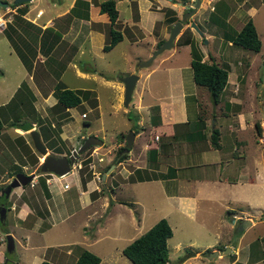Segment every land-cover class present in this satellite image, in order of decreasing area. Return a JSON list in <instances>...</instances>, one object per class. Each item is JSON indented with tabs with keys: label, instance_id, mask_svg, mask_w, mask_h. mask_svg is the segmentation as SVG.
<instances>
[{
	"label": "crops",
	"instance_id": "obj_1",
	"mask_svg": "<svg viewBox=\"0 0 264 264\" xmlns=\"http://www.w3.org/2000/svg\"><path fill=\"white\" fill-rule=\"evenodd\" d=\"M76 1L77 0H32L30 2L19 3L14 7H12L11 4H8L7 8L4 7L7 11H13V15L9 17L10 21H8L15 28L16 38L14 35L12 36L23 51L25 50L27 53L30 64L27 65L30 68L29 80L33 89L31 101L33 103L31 104L32 112L26 111L23 115H14V112L11 114V110H8L9 103L14 99V90L7 97L5 102H0V117L3 121V127L0 132V148L7 145V149L11 151L12 156L14 154L15 158V161H10V165L12 166V168H10V165H7L8 160L3 157V152L0 151V178L4 177L3 181L4 184H6L13 177L14 172L19 169H14V164L20 165V168L23 170L31 165L28 160V155L23 151V145L27 143L32 152L37 151L28 132H18V125L16 127L8 124L12 119L20 120L19 123L25 120L32 122L34 128L39 131L41 140L54 155H69L73 149L78 148L73 147L79 146V143H82L85 137L94 136L101 139V143L93 144L99 147V149L93 151V159L89 162V164L93 166L90 167L107 166L109 175L105 176V174H103L102 179L106 180L108 178V183L112 186L111 188H115L114 182H118L117 189L119 198L116 200L114 195H111V192L107 193L109 195L93 193L92 191L96 190V188L99 190L98 185L94 181L86 182L88 183L86 184V189H84V187L81 186V182H79V188L75 191L76 195H78L79 208L73 210L72 213H63V206L65 205H59L58 201L61 200L62 202L66 200L62 197L65 191L70 188V184L66 181L61 183L58 179L59 177L51 172L40 171V176H43L45 179L46 189H42L43 193L37 195L40 198L42 195V199L46 202L49 211L48 218L53 221L56 220L58 216L67 219L73 214V218L79 215L81 221H83L81 226L78 225V232H80L78 235L79 237L73 238V241L62 239L48 247H52L55 253L59 252L61 257L65 255V257L68 258L72 250L69 245L73 244V246H78L79 251L77 255L73 256L75 259H72V264H75L79 253L84 249L100 257L98 264H109V260L108 262L103 261V258L99 255L108 247V243H101L103 241L102 237L106 235L107 227H112V225L116 227L120 225L118 222L119 215H115V212L116 209L119 208L121 210L120 207H122V210L127 213L125 216L127 215L128 220L132 221L135 226H138L139 223L144 221L146 222V218L148 217V228H150L159 218L165 217L170 225L172 220L174 221L175 219V221H178L179 219L182 224L189 222V224L197 226L198 229L211 230L214 236L212 242L215 243H211L210 245L212 246L205 247V249L213 247L214 250L217 251L216 245L218 244L221 246L220 248L223 253L225 246L232 245L230 240L232 238L231 231L233 226L238 223V219L243 217V213H240L242 210L233 211L234 208L230 207L229 204L232 203V201H235L238 197L241 198L242 201L247 202L248 206L246 208L257 210L255 218L264 214V150L260 148V142L264 139V114L256 118L255 115H253L252 108L248 107L249 104L244 106V102L240 99L241 94L238 93V89L240 88V79H238L240 73L239 68H242L239 65L242 62L240 59L242 57L243 59L245 58V67L243 69L246 71L251 70L250 68L253 61L252 54L250 52H244V56L238 55L239 51L235 47V63L229 61L230 66L227 73V83L217 102L212 100L210 92L205 86L198 85L194 81L190 50V58H187L184 63L173 62L174 58L171 60L169 59L176 55L174 51L173 53L169 52L168 56L162 57L158 62H155L157 55L153 58L151 63L146 66L149 67V69L145 72H142V70L136 66L135 73L139 74V78L136 81L135 88L139 79L142 78L141 85L138 89V99H140L142 92H147V96L145 97L144 104H133L131 108L129 107L131 101L127 106L123 105V83L120 81V78L116 79L115 77H111L112 75L104 73V69L102 68L88 65L85 59L90 57L94 60L97 49L105 51L112 48L104 49V45L108 32L118 24L122 25V27H120L121 38L119 40L124 41L123 39H126L127 41H132L133 39L131 36L135 35L133 29L135 26L140 27H138L140 33L142 30H145L149 34L148 36L152 37L149 41L150 47L148 53L144 57L145 59L148 58L157 47L158 41L162 38L164 40L165 37L167 38L168 36L166 34V36L163 35L161 38H158L153 34L155 22L169 19L172 16L178 17L180 12L173 6L176 0H114L118 10V16L113 22H111L107 12H102L100 10V5L105 0H85L88 2L87 6L82 3L76 4ZM188 1L189 0L178 1L177 4L182 6V4L188 3ZM153 4H155V8L152 7ZM121 7H123V9H121ZM162 7H171L176 9V11L173 9V14H167V9L163 11L161 10ZM73 8H75L76 11H73ZM212 9L215 10V6H213ZM258 9V6H255L252 1L240 0L237 2L235 12H238L237 16L242 17L245 15L252 19ZM202 11L203 10L199 8L196 14L201 15ZM86 12L88 16L83 17V14ZM16 14L20 15V18L17 19L15 16ZM120 14L123 15V17H120ZM196 14L193 15L191 20L196 17ZM207 15L206 19L210 20L209 13ZM201 17L203 18L202 15ZM248 18H246V20H248ZM124 20L125 22H123ZM173 22L174 21H172L171 24ZM245 22L246 21L241 20L238 29H240ZM211 23L214 24L213 22ZM253 23L257 25V28L255 26L256 32L261 40V47L255 52H260L261 48L263 50L264 46V25L262 22L259 27L258 22L255 23L253 21ZM33 25L36 29L33 28ZM186 27H188V25ZM186 27L184 29H186ZM189 29L192 31L191 33L193 36L197 35L194 29V31L191 27H189ZM30 30H32L33 33H37L34 37L38 40V47L35 46L36 50L33 52L35 56L33 62H31V58H34V56L31 55L32 53H30L29 49L25 46V43L29 44ZM0 32L3 31L0 30ZM181 35L182 34L178 36L177 40ZM19 38H21V40ZM136 40H138V38L135 37L133 41ZM187 43L189 45L190 42ZM154 44L156 47H153ZM25 47L27 49H25ZM243 48L249 49L246 47ZM201 51L203 53V50ZM238 57H240V59H237ZM204 58L203 55V59ZM153 62H155V64L151 66ZM61 64L64 67H59ZM89 67H91V69H89ZM67 69L75 71L86 83L89 82L88 85L81 87L69 86L67 82L63 80L64 72ZM231 70H233L232 73ZM53 71L57 72V77L53 76ZM157 71H161L159 72L160 75L151 78V74ZM47 72H50L49 74L55 77L54 86L49 93L43 92L47 84ZM133 72L132 70L127 73ZM98 76H101V81L96 79ZM94 83L110 88L113 100L116 102L114 111H117L121 105L123 110L122 108L119 109L123 111L122 113L124 116L125 114L127 115V120L125 122L127 125L126 131L132 130L134 133L127 156L118 162L115 161L118 150L122 146H126V131L123 132L121 130V133L112 141L113 143L109 153L111 155H109L107 162L104 164H101L105 161V150L103 147L101 148L103 140L101 137L93 135L90 131L89 135L80 132L78 134L79 137H77L78 144L69 148L68 151L63 148L61 152L54 151V147H51L47 144V141L43 139V130L40 129L38 119L44 118L48 107L55 104L57 99L54 95V91L58 87H68L72 89L88 90L89 93H93L94 97H96L97 91L94 89ZM143 84H145V88H143ZM188 86L192 88L188 90ZM227 88L229 92L228 94H224ZM247 94L250 95V93ZM119 99L122 100V104H119ZM220 102H223L222 105H225V108L218 106ZM22 103L21 101L17 103V105L20 104V111ZM262 105V110L264 111V100ZM71 108L73 107L65 109V111L68 112V120L59 125L57 132L55 131L56 129L53 128L55 126L54 122L51 123V128L53 130L50 131L53 134L58 133L53 136L57 144H61V142H64L67 138L70 140L71 136H73V133H71L73 132L71 131L72 126L69 124V120L72 118V114L70 113ZM245 108H249L248 111ZM82 112L85 111H81V113ZM132 112L133 114H131ZM3 118H6V121H4ZM255 118L259 120L258 123L261 126V131L256 128L257 122H255ZM260 119L263 121L261 122ZM85 125L87 126L89 124L85 123ZM249 127H254L259 134H262L263 131V138L258 136L259 140L256 142L254 135L252 137H250L249 134L244 135L245 132L248 133ZM19 136H21L24 141H20ZM252 138L255 140L254 143L252 142ZM253 144H255L254 147L252 146ZM240 148L242 151H239ZM249 148L253 151V155H250V158H253L252 164L245 163ZM112 149H114V153L117 151L115 156L114 153H111ZM237 151L240 153H236ZM119 155L117 157H119ZM98 157H103V160H99ZM40 164L41 162L36 169L39 168ZM112 165L113 167L111 168ZM95 168L93 172L98 173L99 171H96ZM44 173L49 176H44ZM10 174H12V177ZM82 175L83 173H80V181H82ZM231 178L236 179L233 181L234 179L232 180ZM64 183H67L68 187H64ZM41 187L43 188L42 185ZM128 187L142 188L144 193L149 196L150 202L152 200L156 204L158 211L153 205H148L149 201L146 202L144 197L138 194L137 191L135 194L137 197L128 201L130 204L134 203L133 208L131 207L132 211L128 213L126 210L127 204L125 205V200L120 196V193L126 190V188L128 189ZM1 188L2 186L0 189ZM24 189L27 188L16 186L14 191L18 192L17 194L20 193L18 196L21 197ZM112 193L115 194L116 192ZM106 196H108V198H106ZM0 197H4V195H1V191ZM229 198L231 199L227 201ZM7 200L9 201L8 198ZM29 203L28 197L24 195L22 201L18 204L19 208L15 216L21 224L24 223L25 216L32 211ZM104 204L108 206L105 207ZM7 206L0 208L1 214L5 218L4 221H0L2 224L7 223ZM49 207L53 208L52 212ZM11 208L13 207L11 206ZM152 208H154L156 212H152ZM134 210H136L137 213ZM225 212L236 216L231 217V223L223 217V213ZM129 214L135 215L136 219ZM205 215L211 219L212 227H208L207 225L204 226L200 223L202 221L200 216L203 217ZM248 215L249 214L243 217V220L248 218ZM2 218H0V220ZM227 225L230 226L226 230V235L224 236L225 231L221 229ZM74 226L75 224L73 223V227ZM135 231L137 234L140 232L137 231L136 228ZM9 232H11L13 239L16 238L13 231ZM237 238H239V236ZM221 240H223L222 244ZM240 240H242V236ZM1 246L2 243H0V247ZM118 246L119 243L116 245V249H118ZM123 247L121 245L120 253ZM214 250L212 252H214ZM217 254L221 256L218 251ZM52 256L54 255L52 254ZM52 256L42 258L37 254H33L28 260L30 264H40L43 259H47L55 264H66V261ZM169 261L170 260H168L166 264H170ZM184 261L185 260H183V262ZM19 262L20 261H18L17 264H19Z\"/></svg>",
	"mask_w": 264,
	"mask_h": 264
},
{
	"label": "rangeland",
	"instance_id": "obj_2",
	"mask_svg": "<svg viewBox=\"0 0 264 264\" xmlns=\"http://www.w3.org/2000/svg\"><path fill=\"white\" fill-rule=\"evenodd\" d=\"M6 1H8L9 4H16L13 3V0H6ZM178 1L181 2L182 0H176L173 6L177 8V10L180 12L178 17L176 16L177 19H180L182 17V14L186 10V7L189 6L187 4H193V3L191 0H189L188 3L182 4L181 6L177 4ZM239 1L240 0H218V1L202 0L200 8L203 10L201 14L203 18L201 17L200 14H196V17H194L193 20L195 21L198 28L203 33L199 34V32L195 30L197 35L196 36L194 35L195 36L194 37L189 27H186L187 25L189 26V22L184 23V26L178 35L180 36V34H182L181 37H179L178 40H177L178 37L174 40L173 46L171 48L165 49L161 53H159L155 62H158V60L162 57L168 56L169 52L173 53L174 51L176 55L169 59L171 60L172 58H174L173 62L176 61V63L178 62L184 63L185 60H187V58L188 59L190 58L189 55L190 45H188L187 43L189 40L191 42L193 40L198 46V48L200 50H203L204 54L203 53L202 54L205 57L204 59L202 57L203 60L209 63H211L212 61L217 62V64H219L221 67H225L227 70H229V66H230L229 61L235 63V59H236L234 58L235 47L239 51L238 55L244 56L245 55L244 52H250L253 57L252 66L250 68L251 70L246 71L245 69H243L245 67L244 65L245 58L244 59L243 57L241 59L240 57L237 58L242 60L241 64H239L240 67L242 68H239L240 73L238 79H240V84H239L240 88L238 89V93L241 94L240 99L242 100V102H244V106L249 104L248 107L252 108L253 115H255L256 118H259L261 115L264 114V111L262 110L263 109L262 102L264 100V46H263V50L261 48L260 52H255L253 50L245 49L240 45L238 46V44L233 43L232 41L230 42L229 39H227L229 35L235 34L239 30L238 28L241 24L240 21L241 20L247 21L246 18H248L245 15L242 17L237 16L238 12L235 11H236L237 2ZM250 1H252V3L255 6H258L259 8L257 13L253 15L252 20L255 23L258 22L260 27L262 22L264 25V1L263 0H250ZM213 6H215V10L212 9ZM152 7L155 8V4H153ZM121 9H123V7H121ZM173 9L174 8L171 7H162L161 10L166 11L167 14H173L174 13ZM174 10L176 11V9ZM208 13H209V19L212 21L206 19ZM212 13H215L214 19L212 18L213 17ZM1 15H3L6 18H9L11 15H13V11H7L4 7H0V16ZM120 17H123V15L120 14ZM192 17L189 18V20L192 19ZM173 18L174 17L172 16L171 18L164 19L163 21H156L153 28V34L158 38H161L163 35L166 36V34L169 35L170 29L172 28V25L174 23L173 22L171 24ZM123 22H125V20ZM211 22H213L215 25L212 24ZM115 26L116 27H113V29L115 30L118 29L117 31L120 32V27H122V25L118 24ZM255 26L257 28L256 24ZM7 27L8 25L4 29H2L3 32H0V102H5L7 97L14 90L13 92L14 99L12 100L11 103H9L8 110H11V114L14 112V115H23L25 114L26 111L32 112L31 104L33 102L31 101V97L33 95V89L31 87V82L29 80L30 68L23 63V61L18 57L15 49L12 47L9 38L7 37V32H6ZM138 27L137 26L133 27L135 35L131 36L133 40L135 39V37L138 38V40L127 41L126 39H123L124 41L119 40L115 43L116 45L113 44L111 46L112 48L109 50L104 51L102 49L101 50L97 49V54L94 60L91 59L90 57H87L85 59V61L88 62L87 64L97 68L99 67L104 69L103 70L104 73L112 75L111 77H115L116 79L121 78L123 75L124 76L127 75L128 71L133 70L135 72L136 66H138L139 62L145 59L144 57L148 53V49L150 47L149 41L152 38L148 36L149 34L145 30H142L143 33L142 32L140 33V29H138ZM185 27L186 29H184ZM33 28L36 29L35 26ZM191 29L193 30L192 27ZM8 31L16 38L15 35L16 33L13 30L8 29ZM224 32H228V35L225 36ZM35 35H37V33H33V31L30 30V37L28 40L29 44L25 43V46L29 49L30 53H32L31 55L33 56H34L33 52L36 50L35 46L38 47L37 45L38 40L34 37ZM110 38H111V32L110 33L108 32L106 37V43L110 42ZM26 47L25 49H27ZM153 47H156V45L154 44ZM31 59H32L31 62H33L35 60V56L34 58ZM155 62H153L151 66L155 64ZM59 67L62 68L64 66L61 64L59 65ZM89 69H91V67H89ZM140 69L142 70V72H145L147 69H149V67H142ZM232 71L233 70H231V73ZM159 72L161 71L152 73L150 77L153 78L155 76H159L160 75ZM47 73H48V79L46 82L47 84L45 85L43 92L49 93L52 87L54 86V82H55V77L53 76L57 77V72L53 71L54 73V74L52 73L53 76L49 74L50 72ZM100 78L101 76L96 77L97 80L101 81L102 78L101 79ZM63 80L66 81L69 86H73V87H81L84 85H88L89 83V82L86 83L85 80L81 79L80 76L77 75L76 72L72 71L71 69L65 70L63 75ZM141 82H142V78L139 79L137 86L133 92L129 106L131 108L133 104L141 105L144 104L145 102V97L147 96V92L144 93L142 92L140 99H138V89L141 85ZM93 85H94V89L97 91V96L94 97L93 93H88L87 97L83 99L80 105L71 108L70 113L72 114V118H70L69 124L72 126L71 131L73 132L71 133H73V136H71L70 140L68 138L65 139V141L61 142L59 146H61L64 150L68 151L69 148L73 147L75 144H78L77 137H79L78 134L80 132H82L85 135H89V133L91 132L93 135L101 137L103 140V144H101V148L103 147V149L105 150V156H104L105 161L102 162L101 164H104L107 162L109 155H111L109 153L111 151V145L113 143L112 141H114L116 136L121 133L120 132L121 130L125 132L127 129V125L125 123L127 120L126 119L127 115L125 114L124 116L122 113L123 111L119 109L122 108L121 105L117 109V111H114L116 108L115 105L116 102H114L113 100L112 92H110L109 87L101 86L97 83H94ZM144 86L145 84H143V88L146 87ZM189 88L190 86H188L187 87L188 90H190L192 87L190 89ZM228 92L229 91L227 88L224 91V94H228ZM247 93H250V95H248ZM19 101L23 102L21 111L19 107L20 104L17 105ZM118 101L119 104H122V100L119 99ZM222 103L223 102H220L218 106L221 108H225V105L223 106ZM245 109L248 111L249 108H245ZM81 111H85L87 113L86 118L80 116ZM131 114H133V112ZM62 115L63 112L55 110V106L51 105L48 107V110L44 118H47V121H49V123L54 122L55 126L53 128L56 129L55 131H57L60 123L68 120V118L61 119L60 116ZM256 118H255V122H259V120L258 119L256 120ZM4 121H6V118L4 119ZM262 121L263 120H261V122ZM85 123L89 125L86 126ZM17 131L22 133H27L26 131H23L21 129H18ZM128 131L129 130L126 131V134H128ZM246 134H249L250 137L254 135V139L256 140V142L259 140L258 136L263 138V131L262 134L261 133L259 134L257 133L254 127L252 128L249 127L248 133L245 132L244 135ZM254 139L252 138L253 143L255 141ZM260 144H261L260 148L264 150V139H262ZM6 146L7 145H4V147L0 148V151L3 152L4 155L3 157L8 160L7 165H10L11 164L10 161L11 160L15 161V158H14V154L12 156L11 151L8 150ZM252 146L254 147L255 144H253ZM77 147L78 146L73 148H77ZM97 149H99V147L93 145L79 154L78 157L82 163L81 168H76V169L72 168L71 171H69L63 176L55 174L57 177H59L58 179L60 180L61 183L66 181L70 184V188L65 191L62 197L66 200L62 202L61 200L58 201L59 205H65L63 206L64 209L63 213H72L73 210L79 208L78 195H76L75 192L76 189L79 188V182H81V186H83L84 189H86L87 187L86 184H88L86 182L94 181L98 185L99 190L96 188V190L92 191L93 193H101V195L102 194L109 195L107 193L111 192V195H114V198L116 200L117 198H119L118 197L119 192L117 189L118 182H114V185L116 187L111 188L112 186L110 185V183H108V178L106 180L102 179L103 174H105V176L109 175L107 166L104 165L102 167H96V168L94 167L96 171H99L98 173L93 172L94 168L90 167L89 162L92 161L93 159L92 156H90L91 151ZM239 151H242V149L240 148ZM116 152L117 151H115V153ZM252 152H253L252 149L249 148V152L247 153L246 162H245L246 164L253 163V158H250V155H253ZM111 153H114V149H112ZM236 153L239 154L240 152L237 151ZM34 154L35 157L37 156V161L31 164L30 166H28V168L23 170L22 168H20L21 167L20 165L14 164L13 168L14 169L19 168V169L16 172H14L13 176L17 172L24 171L25 173L29 174L33 171H36L37 166L39 165L40 162H42L44 156L40 154L38 151H34ZM85 160L88 161L84 163ZM10 168H12L11 165ZM80 173H83V175L81 176L82 181H80ZM44 176H49V175L44 173ZM39 177L36 178L35 186H31L29 184L24 186L27 189L23 190V195H21V197L18 196L20 195V193L17 194L18 192L14 191L15 188H12L8 196L9 201L5 196L0 197V208H4L5 206L8 205L7 207L9 210L6 211L7 223L0 224V243H2V246L0 247V264H17L18 261H20L19 264H30V261L28 259L33 254H37L39 255V257L41 256L42 258L44 257L47 258L49 256H52L53 254L54 256L52 257L55 258L57 257L59 259H62V261H66V264H72V261L75 259L73 258V256L77 255V252L79 251L78 246H73V244L69 245V247L72 248L71 255L68 258H66L65 255H62L61 257L59 252L55 253L52 247H48L53 245L57 241H61L62 239L73 241V238H77V236L80 234V232H78V225L81 226L83 221H81L79 215H76L75 218H73V214H71L70 217H68L67 219L58 216L57 219L53 221L50 218H48L49 211L46 206V202L45 200L42 199V195L41 198L38 196L39 194L43 193L42 192L43 188L41 187V183L39 182ZM231 179L232 180L234 179L233 181H235L236 178H231ZM3 180L4 177L0 178L1 181L0 187L5 185ZM137 191L138 194L144 197L146 202L149 201L148 205L151 204L154 206L156 210L158 209L156 204L152 200L150 202L149 196H147V194L144 193V190L142 188L128 187V189L126 188V190H123L122 193H120V196H122L121 198L125 200V205L127 204L126 205L127 207L126 206L125 207L128 213L132 211L131 209L133 208V204H134V203L130 204V202L128 201L137 197L135 196ZM112 192L114 193L116 192V193L113 194ZM24 195L28 197L32 211L25 216L24 223L21 224L20 222H18V219L16 218L15 215L18 212V208H19L18 204L22 201ZM106 198H108V196H106ZM231 198H229L227 201H229ZM229 205L230 207L234 208L233 211L242 210L240 213H243L242 215L243 217L249 214L248 218L244 220L243 217L241 219H238L237 220L238 223L233 226V229L235 230L232 229L231 231L232 238L230 240L232 245L225 246L224 249L226 251L222 253V249L220 248L221 246L217 244L216 245L218 249L217 251L220 252L221 256H218V254L214 256H209L210 252H212L214 248L211 247L205 249V247H210L212 246L210 245L211 243L213 244L215 243L212 242V240L214 239L213 232L211 230L208 231L207 229H198L197 226L191 225L189 224V222L186 224H182L179 219L178 221H175V219L173 218L175 221L174 222L172 220L171 223L173 235L167 240L170 264H264V214L255 218V213H257V210L246 208L248 206L247 202L242 201V199L238 197L235 201H232V203H230ZM11 206L13 208H11ZM106 206L108 205H105V207ZM120 208L121 210L118 208L116 209L115 212V215H119L118 222L120 223V225L116 227H113V225L112 227H107V233L105 236L102 237L103 241L101 243H108V247L99 255L103 258V261L108 262L109 260L110 262L109 264H132L131 261L122 254V252L121 253L119 252L121 251L120 250L121 245L123 247L124 245L132 241L135 237L139 236L144 231H146L149 227L148 226L149 221L147 217L146 222L143 220L144 222L139 223L138 226H135L132 223V221L128 220L127 215L125 216V214L127 213L122 210V207ZM154 208H152V212H156ZM49 209L52 212L53 208L49 207ZM134 211L137 213L136 210ZM129 215L135 217V215L133 214H129ZM223 217H225L231 223L232 222L231 217H236V216H233L232 214H227L225 212L223 213ZM0 218H2L0 221L5 220L4 216L1 214V209H0ZM200 218L202 219V221L200 222L202 225L204 226L207 225L208 227L212 225L211 224L212 221L211 219H209L208 216L206 215L203 217L200 216ZM246 220L249 221L246 222ZM73 223L75 224L74 227H73ZM229 226L230 225H227L226 227L221 229L222 231H225L224 236L226 235V230L228 229ZM135 228L137 229V231H140L139 234L135 233L136 232ZM9 231H13L16 235V238H14L15 248L14 250L11 251L7 249L6 236L8 233H11ZM238 236L239 238H237ZM241 236H242V240H240ZM256 238H259L257 239L258 242L255 245H252L253 240ZM118 243L119 246L118 249H116V245H118ZM222 243L223 240H221V244ZM186 249L191 250L193 254L185 258L184 262L182 261V263H179L180 257L183 256Z\"/></svg>",
	"mask_w": 264,
	"mask_h": 264
},
{
	"label": "trees",
	"instance_id": "obj_3",
	"mask_svg": "<svg viewBox=\"0 0 264 264\" xmlns=\"http://www.w3.org/2000/svg\"><path fill=\"white\" fill-rule=\"evenodd\" d=\"M78 3H82L85 6L88 5V2L85 0H77L76 4ZM15 5L17 4H11L12 7H14ZM100 10L102 12H107L111 22H113L118 16V10L115 6L114 0L103 1L100 5ZM73 11H76L75 8H73ZM15 16L17 17V19L20 18V15L16 14ZM87 16H88L87 12L83 14V17H87ZM212 16H213L212 18L214 19L215 13H212ZM176 19L177 17L175 16L172 19V21H175ZM8 27L9 28L6 29L7 31L6 30L5 31L7 32V37L9 38L13 48L15 49V51L17 52L18 56L21 58L23 63L25 65H30L26 51L25 50L23 51L21 46L16 42L15 38L8 31L9 29L15 32V28L10 23H8ZM110 32H111L110 42L105 43L104 49H109L113 44H115L121 38V33L119 31L115 29H111ZM224 35L225 36L228 35V32H225ZM19 39L21 40V38ZM227 39H229V41H232L233 43L249 48L253 51H258L261 47V40L257 35L255 25L251 18H249L235 34L229 35ZM162 41L163 39L158 41L157 46H159L162 43ZM188 42H190L189 45H190V53H191V66L193 70L194 81L198 85L205 86L209 90L212 100L214 102H217L219 100L223 88L227 83L228 70L225 67H221L219 64H217V62L212 61L211 63H209L203 60L202 51L198 48L196 43L193 40L192 42L190 40ZM88 93H89L88 90L72 89L68 87H58L54 91V95L57 100L53 105L55 106V110L63 112V115L60 116L61 119L68 118L67 117L68 112L65 111L66 108L80 105L83 99L87 97ZM19 121L20 120L12 119L9 121L8 124L17 127ZM38 121L40 123V129L43 130L42 131L43 139L47 141V144H49L51 147H54V151L61 152L62 147L59 146V144H57V142L53 138V136L57 135L58 133L53 134L50 131L53 130L51 128V122L49 123V121H47V118H39ZM2 127H3V121L2 118L0 117V132ZM256 128L259 131L262 130L258 122L256 123ZM19 139L20 141L21 140L24 141V139L21 136H19ZM124 148L125 147L122 146L118 150V155L122 150H124ZM23 151H25L26 154L28 155L31 164L37 161V156L35 157L34 152H32V150L27 145V143L23 145ZM117 156L115 159L116 162L125 158L127 156V153H122L121 155H119V157ZM87 161L88 160H85L84 163H86ZM39 182L43 186V189H46L45 179L43 176L39 177ZM172 234L173 231L168 220L165 217H161L150 228H148L146 231H144L139 236L135 237L126 246H124L122 249V253L128 259L131 260L132 264H166V262L169 260V249H168L167 240L169 237L172 236ZM257 239L258 238L254 240L255 242L253 241L254 244L252 243V245H255L258 242ZM192 254L193 253L191 252V250L186 249L183 256L180 257L179 263H181L185 258H187ZM99 261H100V257L98 255L87 249H84L81 250V252L79 253L75 261V264H98ZM40 264H55V263L47 259H44Z\"/></svg>",
	"mask_w": 264,
	"mask_h": 264
},
{
	"label": "water",
	"instance_id": "obj_4",
	"mask_svg": "<svg viewBox=\"0 0 264 264\" xmlns=\"http://www.w3.org/2000/svg\"><path fill=\"white\" fill-rule=\"evenodd\" d=\"M30 1L32 0H13V3L19 4V3L30 2ZM201 3H202V0H193L192 7L191 8H189V6L186 7V10L182 14V17L174 21L167 38H165L162 41V43L151 53V55L148 58L140 61L137 68L148 66L155 56H157L163 50L169 49L173 46V42L178 37L179 33L181 32L184 22H187L189 18H191L193 15L197 13L198 9L200 8ZM8 4L9 2L5 0H0V7H8ZM188 22H189L190 27L198 31L199 34H202V31L198 28L194 20H190ZM138 78H139V74L135 72L129 73L120 78V81L123 83V105L127 106L128 103L131 101L132 92L135 89L136 81ZM18 128L30 134L35 149L40 154L44 155L43 162H41L39 166V170L43 172H51L53 174H58V175H65L66 173L71 171L72 169L71 165L74 162L75 157L81 152H83L84 150H86L90 145H93L95 143H101V139H98L94 136H88L84 139L81 145L77 149H73L69 155H65V154L64 155H54L45 146L44 142L41 140L39 131L34 128V124L32 122H29L27 120L20 122L18 123ZM133 136H134L133 131L132 130L129 131V133L126 135V146L124 150H122L121 154L127 152L128 148L132 144ZM112 167L113 165L111 166V168ZM34 176H35L34 172H31L29 174L23 171L17 172L11 178L12 180L9 186H7V190L15 186L27 185ZM246 221H249V220H246ZM6 237H7V249L11 251L14 248L13 236L11 233H8ZM225 251L226 250L223 249V253ZM216 254H217V251L210 252L209 256H214Z\"/></svg>",
	"mask_w": 264,
	"mask_h": 264
},
{
	"label": "flooded vegetation",
	"instance_id": "obj_5",
	"mask_svg": "<svg viewBox=\"0 0 264 264\" xmlns=\"http://www.w3.org/2000/svg\"><path fill=\"white\" fill-rule=\"evenodd\" d=\"M192 1V3H193V0H191ZM192 7V4H190V8ZM191 20V19H190ZM190 20H188V21H190ZM187 21V22H188ZM185 23V22H184ZM188 27H190V26H188ZM86 138V137H85ZM80 146V145H79ZM78 146V147H79ZM91 146H93V145H90L88 148H90ZM87 148V149H88ZM128 150H129V148H128ZM128 150H127V152H128ZM127 152H125V153H127ZM79 154L75 157V160H74V162L72 163V165H71V168H73V169H76V168H81L82 167V163H81V161L79 160ZM39 169V168H38ZM38 169H36V171H33L34 173H35V176L33 177V179L32 180H35L36 178H38L39 176H40V170H38ZM11 176H12V174H11ZM11 180L12 179H10L9 180V182H7V184H5L4 186H2V188H1V195H4L6 198H8V196H9V194H10V192H11V190H12V188H15V187H12L11 189H8L7 190V186H9V184H10V182H11ZM31 180V181H32ZM31 181L28 183L29 185H30V183H31ZM24 187V186H23ZM7 194V195H6Z\"/></svg>",
	"mask_w": 264,
	"mask_h": 264
},
{
	"label": "built area",
	"instance_id": "obj_6",
	"mask_svg": "<svg viewBox=\"0 0 264 264\" xmlns=\"http://www.w3.org/2000/svg\"><path fill=\"white\" fill-rule=\"evenodd\" d=\"M10 21V18H6L3 15L0 16V30L4 29L7 26V22ZM87 113L86 112H82L81 113V117H86ZM93 151H91L90 156H92ZM99 160H103V157H98ZM90 166L92 167L93 165L90 164ZM99 177V176H98ZM35 184V180H32L30 185L33 186ZM64 187H68L67 183H64Z\"/></svg>",
	"mask_w": 264,
	"mask_h": 264
},
{
	"label": "clouds",
	"instance_id": "obj_7",
	"mask_svg": "<svg viewBox=\"0 0 264 264\" xmlns=\"http://www.w3.org/2000/svg\"><path fill=\"white\" fill-rule=\"evenodd\" d=\"M189 8H190V4H189ZM176 21V20H175ZM186 23V22H185ZM72 170V169H71ZM24 172V171H23ZM33 179V178H32ZM35 183H36V180H35ZM35 185V184H34Z\"/></svg>",
	"mask_w": 264,
	"mask_h": 264
}]
</instances>
